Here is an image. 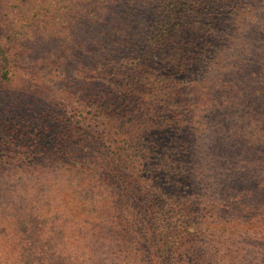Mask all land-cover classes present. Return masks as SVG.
Masks as SVG:
<instances>
[{"label":"trees","instance_id":"16d2710c","mask_svg":"<svg viewBox=\"0 0 264 264\" xmlns=\"http://www.w3.org/2000/svg\"><path fill=\"white\" fill-rule=\"evenodd\" d=\"M53 4L65 24L0 62V234L19 262L54 252L53 207L96 246L82 264L264 257V0Z\"/></svg>","mask_w":264,"mask_h":264},{"label":"rangeland","instance_id":"374dc122","mask_svg":"<svg viewBox=\"0 0 264 264\" xmlns=\"http://www.w3.org/2000/svg\"><path fill=\"white\" fill-rule=\"evenodd\" d=\"M53 2L54 0H0L1 63L2 61L5 63L14 61L10 57L17 52L19 57L22 55L23 61H25L30 54L35 53L38 48L35 44L40 39L54 35V32L65 24L66 20L62 18L59 20L54 16ZM65 216L63 209L53 207L51 213L44 218L45 223L40 228L42 229L40 239L52 240L49 247L54 246V252H42L39 253L38 257L40 255H55L56 258L63 257L62 264H67L66 259L72 260L73 264H82L87 257H90L91 252L93 253L94 250L97 252L96 246L93 245L94 250L89 249L84 240L87 237L86 230H83L81 225L78 228L75 226L76 219L67 220ZM54 232L61 233L54 237ZM225 239L229 241L227 238ZM216 240L220 242L222 239ZM11 241V239L5 241L0 234V264H21L17 259L20 257L13 253ZM38 257L32 264H40L43 261ZM262 258L252 262V264H264V257ZM226 260L223 254H216L213 255L212 263L227 264ZM245 264L250 263L245 262Z\"/></svg>","mask_w":264,"mask_h":264}]
</instances>
